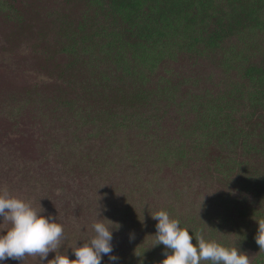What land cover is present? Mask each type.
I'll list each match as a JSON object with an SVG mask.
<instances>
[{
  "label": "rangeland",
  "instance_id": "rangeland-1",
  "mask_svg": "<svg viewBox=\"0 0 264 264\" xmlns=\"http://www.w3.org/2000/svg\"><path fill=\"white\" fill-rule=\"evenodd\" d=\"M105 19L124 22L117 49L129 48L108 61H75L73 77L60 71L72 59L60 48L86 26L101 30ZM179 30L182 44L163 49ZM254 35L264 39V0H0V189L59 217L57 251L69 259L95 235L100 218L115 224L104 221L118 257L104 255L101 264H161L166 249L157 245L151 215L165 210L193 243L203 235L264 264L255 240L264 219V48L242 52L244 63L254 64L231 79L215 58ZM191 74L209 84L188 110L157 93ZM130 85L152 93L157 106L141 111L163 119L105 133L97 145L82 143L84 128L69 140L42 99L61 96L82 114L91 99L118 107L125 98L130 106ZM9 227L0 218V234ZM23 264L40 262L27 256Z\"/></svg>",
  "mask_w": 264,
  "mask_h": 264
},
{
  "label": "clouds",
  "instance_id": "clouds-1",
  "mask_svg": "<svg viewBox=\"0 0 264 264\" xmlns=\"http://www.w3.org/2000/svg\"><path fill=\"white\" fill-rule=\"evenodd\" d=\"M44 209L39 210L30 202L11 195L7 187L0 189V218L10 225L6 234H0V261L13 259L22 264L27 256L38 257L40 264H101L104 255L110 261L118 260L113 252V224L107 219L98 218L92 225L95 235L72 250L75 259H69L67 253H59L64 237V226L59 217L45 216ZM157 221L155 239L157 245H163L166 257L161 264H252V257L237 246H225L216 240H206L197 235L195 243L187 228L180 226L178 219L161 210L151 215ZM108 221L106 224L104 221ZM255 237L260 251H264V219L257 221ZM49 253H56L48 260Z\"/></svg>",
  "mask_w": 264,
  "mask_h": 264
},
{
  "label": "trees",
  "instance_id": "trees-1",
  "mask_svg": "<svg viewBox=\"0 0 264 264\" xmlns=\"http://www.w3.org/2000/svg\"><path fill=\"white\" fill-rule=\"evenodd\" d=\"M109 22L108 19H105V25L102 26L101 30L86 26L81 36L77 39L71 38L69 40L70 42L67 43L65 47H61L59 50L60 53H64L66 59H69V57L72 59L71 63L58 65L59 70L64 73L69 71L70 76L73 77V72L70 69L75 61H86V58L93 60L92 57H97L99 59L104 58L105 61H108L122 50L126 51L129 48L128 44L121 50L117 49V47L124 44L118 45L122 42L120 39L122 30L124 29H122L124 25L122 23L124 22H114V25ZM180 36L182 37V34L179 30L176 40L173 38L172 41H168V43L163 46V49H170L178 44H182L178 41ZM242 42L244 48L238 50L231 48L226 57L221 56L220 58H217V56H215V58L218 59V67L223 70L225 75L228 74L229 79L233 78L236 74H247V70L254 64L253 62L251 63L250 58L246 61L249 65L242 66L246 64L244 63V56L241 57L242 52L244 54L252 53L254 52L253 50L256 51L258 49L260 50L261 47L264 48V45H262L264 44V39L262 41L259 40L257 35H254V38L251 37L248 41L243 39ZM232 43L237 42L236 40H233L230 41V43L222 44L225 48H228ZM230 47L235 48L237 46L232 45ZM191 76L192 74L190 77L187 76L182 81H176L166 87L165 91H157V93L166 94L168 92L167 94H170L171 96V104H177L179 111L188 110L191 98L194 102L202 99L201 90H207L208 87V85H205L204 83L206 82L209 84L208 81L191 80L189 79L192 78ZM114 85L117 88L121 87L117 82H114ZM132 86L133 85L129 86L131 93H129L128 98L135 101L130 106L125 104V98H123V101H121L118 107L115 102L110 100L91 99L94 106L85 107L82 114H73L71 110L72 101L63 99L61 96L54 97L53 95H50L42 97V99L50 104L51 110L53 111L51 116L53 114H58L60 116V120L58 118L57 120L61 123V128L68 134L67 136L69 140L75 139L76 133L84 128V133L89 135L82 139V143L86 145H97L102 139L106 138V135H103L105 133H109V135L126 133V131L136 129L141 125L150 126L163 119L162 116L151 115L148 114V112L141 111L143 109L150 111L152 106H157V101L152 93L148 92L145 87L137 86L136 88H131ZM149 97L152 99L151 102H149ZM188 98H190L189 101ZM91 131L96 132L95 134H92Z\"/></svg>",
  "mask_w": 264,
  "mask_h": 264
}]
</instances>
